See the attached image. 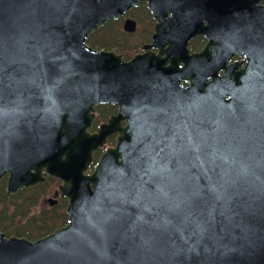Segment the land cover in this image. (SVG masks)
Wrapping results in <instances>:
<instances>
[{
  "label": "water",
  "instance_id": "water-1",
  "mask_svg": "<svg viewBox=\"0 0 264 264\" xmlns=\"http://www.w3.org/2000/svg\"><path fill=\"white\" fill-rule=\"evenodd\" d=\"M142 1L181 25L200 13L209 42L175 45L168 66L87 44ZM104 103L118 111L91 132ZM4 176L8 196L59 180L67 222L35 240L0 230V264H264V5L0 0Z\"/></svg>",
  "mask_w": 264,
  "mask_h": 264
},
{
  "label": "flooded vegetation",
  "instance_id": "flooded-vegetation-1",
  "mask_svg": "<svg viewBox=\"0 0 264 264\" xmlns=\"http://www.w3.org/2000/svg\"><path fill=\"white\" fill-rule=\"evenodd\" d=\"M258 3L260 5H264V0H258ZM196 5H198V3H196ZM139 9H142L145 12L147 22H142L140 21V18L134 16V13H137ZM173 13L174 11H172V8H168V10L162 9L161 11L158 10L155 13H151L147 8V2L142 1L139 2L138 6L130 8L119 18L106 21L103 26L97 29L94 33L89 34V36L97 34V32L105 25H112V28L107 29L101 34H103L105 38H108L113 47H103L101 50L112 51L116 55H120L122 61L124 62L129 61L136 54H141L144 51H150L151 54L164 60L161 65L168 66L169 55L172 53V51H174L175 45L184 43L183 50H187L188 54L190 55L192 53L200 52L202 48L209 42V39L203 32V27H205L208 23L205 19L201 18L200 13L192 15L188 21L185 19V24L182 23L183 26L180 24L178 19H173ZM186 17H190V15H186ZM128 18L133 19L136 22V26L133 31H126L124 29V21ZM112 22H114V24ZM171 46H173L172 49L170 48ZM170 57H172V54ZM241 59H243L242 55L238 56L235 54L231 58V61ZM179 66L182 67L183 64L181 63ZM218 74L221 75L222 71L220 70ZM181 84L188 86L189 82L182 80ZM118 108V105L113 103L96 105L95 118L90 131L96 132L100 123L106 122L109 117L115 115L118 111ZM101 110H105V116L95 125L96 119ZM121 125L124 126L125 121H121ZM116 136L117 133L109 135L106 139L105 146L94 152V162L90 166L89 171L92 170L95 162L98 160L100 154L105 150V148L114 145ZM53 188L54 189L52 192L54 195H56L58 201L61 197L56 193V187ZM63 199L66 200L67 205V199ZM4 234L6 237L10 236L5 232Z\"/></svg>",
  "mask_w": 264,
  "mask_h": 264
},
{
  "label": "trees",
  "instance_id": "trees-1",
  "mask_svg": "<svg viewBox=\"0 0 264 264\" xmlns=\"http://www.w3.org/2000/svg\"><path fill=\"white\" fill-rule=\"evenodd\" d=\"M87 43L100 49L113 47L108 38L104 36L95 39L90 35ZM104 116L105 110H101L95 125ZM5 180L6 178L3 177L0 185V230L7 235L35 240L66 224L65 199L60 198L59 202L53 207H39L41 197L55 186V178L47 176L44 183L21 189L10 196L5 193Z\"/></svg>",
  "mask_w": 264,
  "mask_h": 264
},
{
  "label": "rangeland",
  "instance_id": "rangeland-1",
  "mask_svg": "<svg viewBox=\"0 0 264 264\" xmlns=\"http://www.w3.org/2000/svg\"><path fill=\"white\" fill-rule=\"evenodd\" d=\"M134 16H136L137 18H140V21H142V22H147L146 21V14H145V12L142 10V9H139L138 10V12L136 13H134ZM113 24H114V22H112ZM109 28H112V25H105L101 30H99L98 32H97V34H94V35H92V37H95V39H99V38H102L103 37V34H101L102 32H105L107 29H109ZM94 33V32H93ZM107 38V37H106ZM94 39V38H93ZM89 45V44H88ZM95 49H98V48H96L95 47ZM99 50H101V49H99ZM5 177V176H4ZM6 178V177H5ZM54 178V177H53ZM56 179V178H55ZM2 180H3V178H2ZM1 183H2V181H1ZM44 183V182H43ZM6 184V183H5ZM59 184H60V182L56 179V182L54 183V187H56V193L57 194H59V192H58V186H59ZM1 185V184H0ZM38 185V184H37ZM5 186V185H4ZM36 186V185H35ZM34 187V186H33ZM53 189L54 188H52L48 193H46L44 196H42L41 197V199H40V203H39V207H48V206H50V207H53V206H55L58 202H59V200L57 201V197H56V195H54L53 194ZM5 193H6V191H5ZM8 196V195H7ZM10 196V195H9ZM60 196V195H59ZM56 199V202H54V204H49V202H48V199ZM62 198V197H61ZM63 199V198H62ZM66 208V207H65Z\"/></svg>",
  "mask_w": 264,
  "mask_h": 264
},
{
  "label": "bare ground",
  "instance_id": "bare-ground-1",
  "mask_svg": "<svg viewBox=\"0 0 264 264\" xmlns=\"http://www.w3.org/2000/svg\"><path fill=\"white\" fill-rule=\"evenodd\" d=\"M59 181V180H58Z\"/></svg>",
  "mask_w": 264,
  "mask_h": 264
}]
</instances>
